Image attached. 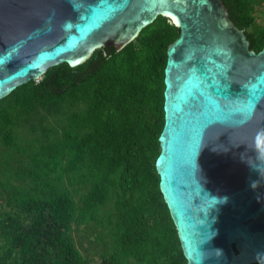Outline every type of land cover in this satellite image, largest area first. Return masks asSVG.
Segmentation results:
<instances>
[{
	"label": "trees",
	"instance_id": "trees-1",
	"mask_svg": "<svg viewBox=\"0 0 264 264\" xmlns=\"http://www.w3.org/2000/svg\"><path fill=\"white\" fill-rule=\"evenodd\" d=\"M224 1L260 51L264 0ZM179 34L159 15L0 99V264L187 263L156 168Z\"/></svg>",
	"mask_w": 264,
	"mask_h": 264
},
{
	"label": "water",
	"instance_id": "water-1",
	"mask_svg": "<svg viewBox=\"0 0 264 264\" xmlns=\"http://www.w3.org/2000/svg\"><path fill=\"white\" fill-rule=\"evenodd\" d=\"M159 15L180 28L156 168L186 264H264V47L224 0H0V99Z\"/></svg>",
	"mask_w": 264,
	"mask_h": 264
},
{
	"label": "rangeland",
	"instance_id": "rangeland-1",
	"mask_svg": "<svg viewBox=\"0 0 264 264\" xmlns=\"http://www.w3.org/2000/svg\"><path fill=\"white\" fill-rule=\"evenodd\" d=\"M262 10H263L262 13H263V17H264V6L262 7ZM259 22H260L261 24H263V23H264V18H263V19H260Z\"/></svg>",
	"mask_w": 264,
	"mask_h": 264
}]
</instances>
